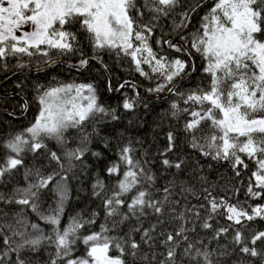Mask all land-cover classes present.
I'll list each match as a JSON object with an SVG mask.
<instances>
[{"label": "trees", "instance_id": "1", "mask_svg": "<svg viewBox=\"0 0 264 264\" xmlns=\"http://www.w3.org/2000/svg\"><path fill=\"white\" fill-rule=\"evenodd\" d=\"M247 2L264 41V0ZM234 6L126 0L129 48L98 45L82 14L49 26L65 47L0 43V264H80L95 242L114 264H264V130L226 133L208 97L243 82L237 109L264 119L251 55L207 69L206 31ZM80 83L84 117L32 135L46 93Z\"/></svg>", "mask_w": 264, "mask_h": 264}, {"label": "rangeland", "instance_id": "2", "mask_svg": "<svg viewBox=\"0 0 264 264\" xmlns=\"http://www.w3.org/2000/svg\"><path fill=\"white\" fill-rule=\"evenodd\" d=\"M227 1L231 5L235 2L234 7H229L227 23H218L212 30L206 31L203 50L208 59L207 69L214 74L228 59L239 53H247L257 61L260 75L264 78V41L252 38L257 28L255 13L247 6L248 0ZM69 14L85 15V24L93 32L98 45L129 48L133 28L126 10V0H0L2 48L6 42H10L8 45L11 48L19 50L39 45L67 46L64 34L49 31V26L63 21ZM90 90V85L82 83L50 89L42 100L43 105L30 127V133L34 136L39 133L51 134L66 118H83L92 105ZM208 97L221 108V124L226 133L264 130V119H246L237 109L240 104L252 107L254 101L243 82L235 84L234 89L227 93L228 104L214 92ZM123 162L126 164L127 160L124 158ZM126 170L124 176L127 185L132 174ZM115 262L116 259L108 255L107 246L95 242L89 248L88 260L80 264Z\"/></svg>", "mask_w": 264, "mask_h": 264}, {"label": "bare ground", "instance_id": "3", "mask_svg": "<svg viewBox=\"0 0 264 264\" xmlns=\"http://www.w3.org/2000/svg\"><path fill=\"white\" fill-rule=\"evenodd\" d=\"M17 46H19V45H16V47H17ZM9 47H10V46H9ZM10 49H11V50H16L17 48H13V47L11 48V47H10ZM39 113H40V112H39Z\"/></svg>", "mask_w": 264, "mask_h": 264}, {"label": "water", "instance_id": "4", "mask_svg": "<svg viewBox=\"0 0 264 264\" xmlns=\"http://www.w3.org/2000/svg\"><path fill=\"white\" fill-rule=\"evenodd\" d=\"M170 43H171V41H170Z\"/></svg>", "mask_w": 264, "mask_h": 264}]
</instances>
